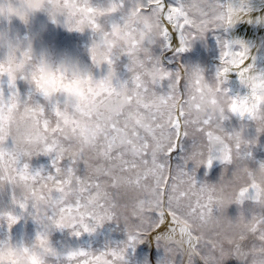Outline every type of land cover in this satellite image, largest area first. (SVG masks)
Instances as JSON below:
<instances>
[{
    "label": "clouds",
    "instance_id": "1",
    "mask_svg": "<svg viewBox=\"0 0 264 264\" xmlns=\"http://www.w3.org/2000/svg\"><path fill=\"white\" fill-rule=\"evenodd\" d=\"M182 4L183 10L192 15L197 22L195 38L190 32L186 33L187 38L183 46L187 50L192 48L195 40L203 39L211 30L232 29L240 22H254L251 15L254 10L251 0H225L224 3L220 0H197L196 8L193 7V0H182ZM138 5L140 0H135V3L127 9L125 0H99L95 4L93 0H0V82L6 84V87H0L2 90L0 111L3 116L4 132L10 146L17 153L31 152L34 154L31 158L38 156L35 153L51 157V159L55 157V154L49 156L42 151L48 142L42 120L54 115L52 109L58 108L63 115L75 116L82 122H95L99 118L101 123L107 124L115 119L116 111L109 112L105 105L100 103L104 94L102 81L110 71L113 75L110 81H104L106 86L121 91L119 85L125 81L129 82L128 92L121 91V102H124L125 95L131 94V77L134 73L129 71V68H135L151 86L152 78L158 74L153 66L154 61L150 63L147 60L145 50H150L153 57H157L153 52V46L157 45L155 41L160 34V28L157 26L156 16L152 14L148 6ZM9 7L12 11H9ZM200 11L206 15L202 17ZM37 14H43L48 22L60 25L69 32L90 31L93 37L88 49L91 62L97 69L106 66V72L97 76L78 58L65 52H53L46 48L38 51L32 39L27 36L21 37L11 31L9 25L13 19L28 26ZM116 14H120L119 20L113 19ZM22 16L24 19H21ZM217 16H222L223 19L217 21ZM259 19L264 22V16ZM147 25L151 27L147 28ZM141 32L143 35H140ZM26 51L29 52V56L24 55ZM93 54L98 63L93 62ZM109 57L112 59L111 64H108L106 60ZM121 57H126L125 67L131 73L129 79L124 81H121L117 75ZM221 58H223L222 63ZM255 59V54L246 42L240 40V43H237L236 39H231L227 47L223 45L219 47V67L226 68L227 72L220 76L215 73L214 80L209 81L204 74V69L199 65L179 68L186 87L181 88L182 95L169 100L164 111L179 114L182 109L184 115L180 117V124L183 128L186 121H189L186 125L189 131L188 138L195 141L198 148L201 145L210 147L217 155H227L230 151L232 156L230 165L234 167L222 190L220 182L201 183L197 181L196 175L195 186L191 182H186L182 186L181 190L187 195L180 198L178 212L180 217L188 223L178 222L168 226L175 231H168L167 228L164 231L149 233L146 238L151 237L156 241V236H159L163 247L172 250L162 259L165 264H181V262L189 264V257H192L194 262L196 259L200 260L199 256L194 254L195 241L189 243L191 237L187 231L182 233V228L191 226L197 234L203 232L206 236L218 235L227 250L229 248L227 239L246 231L244 226L249 224L253 217L258 220L264 219V167H262L264 160L256 161L255 167L248 162V159L252 157V149L258 145L259 135L264 133V67H257ZM233 74L243 92L233 93L228 87ZM10 84L15 87H10ZM19 84L25 85L28 92H31L30 101L16 94L15 89L19 88ZM158 89H160L159 83L155 90L167 92V88ZM37 96L41 98L42 103L33 102V98ZM25 104L28 107H35L37 104L43 106L45 113L41 114L38 108L34 112L26 113ZM136 111L135 103L130 105L125 103L126 117L129 114L134 115ZM231 117H237L242 123L238 129L233 128L229 131L225 127V122ZM206 118L210 120V127L207 130L213 134L211 143L207 136L196 131V125L190 123L192 120ZM121 119L123 122L124 118ZM247 122L255 126L256 136L248 135ZM128 123L131 126L134 121L129 119ZM165 131L167 132V128ZM184 138L181 137L182 141ZM236 144L240 145L239 150L235 148ZM82 147L81 142L75 138L71 143L65 144V160L68 153L77 152ZM193 151L192 147L191 151L185 155L180 170L191 173L193 169L196 170L201 165L206 166L205 163H198L202 160L201 156L196 155L193 158ZM245 153H251V155L240 158ZM206 156L207 153H205ZM9 160L6 154L0 161L5 169L0 174L7 176V169L15 166L10 164ZM161 160L167 163L168 158L162 155ZM190 163L193 166L191 169L188 167ZM177 166L172 164L174 174L177 172ZM164 171L167 173V168ZM185 180L188 181L187 176ZM153 182L150 177L149 184ZM6 185L11 194L15 191L18 198L26 192L23 182H0V190H3ZM204 185L217 186L216 192L213 193L217 199L213 203V214L210 217L206 216L202 221L198 214L195 216L191 214V207L197 199L206 200L209 193L200 191ZM243 188H248V191L240 197L242 203L239 205L250 202L251 215H243V221H238V218L232 219L226 214L228 206L235 204L227 202L238 195ZM139 192L141 198H151L149 191L141 188ZM41 208L42 211L59 214V205L53 200L42 202ZM6 211L9 210L0 212ZM89 211V209L84 210L86 222ZM106 222L108 221L104 224ZM3 223L7 225L6 218ZM262 232H264V224H260L256 232H247V239L242 242L240 253L232 252L226 260L235 259L239 264H264V240L260 239ZM6 235L3 238L6 239ZM48 240L51 242L50 235ZM33 242L36 243V247L28 252L17 249V241L13 239L10 243H6L0 252L4 264H8V261L13 259L19 264H55V258L45 253L39 241H35V237L30 243L25 244L30 245ZM51 245L53 246L52 242ZM201 246L203 247L202 241ZM122 247H124L123 244L115 248ZM177 256L180 257L179 260Z\"/></svg>",
    "mask_w": 264,
    "mask_h": 264
},
{
    "label": "snow or ice",
    "instance_id": "2",
    "mask_svg": "<svg viewBox=\"0 0 264 264\" xmlns=\"http://www.w3.org/2000/svg\"><path fill=\"white\" fill-rule=\"evenodd\" d=\"M144 4L156 16L157 26L160 28V34L155 43L161 49L174 48L177 52L186 51L187 49L183 46L187 38L186 33L190 32L195 38L197 22L192 15L183 10L182 0H176L175 6L167 3L166 0H140V5ZM193 7H197V0H193ZM9 11H12L11 7ZM200 15L203 17L206 13L200 11ZM21 19L24 17L22 16ZM222 19V16L216 17L217 21ZM223 30L227 32L229 29ZM140 35L143 33L141 32ZM236 42L240 43V40L236 39ZM217 43L218 47L222 45L227 47L230 40L218 37ZM145 51L147 60L150 63L154 61L153 66L158 74L152 78L151 86L135 68H129V71L134 73L131 77V94L125 95L124 102H121V91L128 92L129 82L125 81L119 85L121 91L106 86L104 81L111 80L113 75L111 71L102 81L104 94L100 103L105 105L107 111H116V118L111 122L104 124L99 118L95 122H82L75 116L63 115L58 108L52 109L54 115L42 120L43 130L48 137V142L42 151L49 156L55 154L52 159L54 171L33 169L28 161L34 154L31 152L20 154L10 146L4 132L3 116L0 111V161L7 154L10 158L9 163L15 165L7 169V176L0 174V182L20 181L26 188L25 194L19 198L15 191L11 194V204L14 206L12 210L0 212V222L3 223L5 218L8 221L6 239L0 238V252L6 243L11 242V229L25 213L40 226L35 234V241H39L46 254L55 258V264H127L128 249H135L137 244L143 243L149 233L160 232L166 222L169 226L178 222L188 223L179 215V201L187 195L181 190L186 182H191L195 186L196 170L193 169L189 173L180 170V166H177V172L174 174L171 158L176 149L182 146L181 137L189 136L186 126L189 121H186L185 127L182 128L180 124V117L184 115L182 109L179 114L164 111L169 100L182 95L181 88L186 86L183 84L179 70L175 72L166 70L159 56L154 58L150 50ZM24 55L29 56V52L26 51ZM92 60L98 63L94 54ZM106 60L108 64L112 63L110 57ZM222 62L223 58H221ZM141 67H143L142 62ZM225 72H227L226 68L218 67L216 74L220 76ZM165 81H167L166 93L155 90L158 83L159 88L163 89ZM9 86L15 87L11 84ZM15 90L17 95L22 99L25 98L19 88ZM27 100H31V92H28ZM125 103L137 105L134 115L125 116ZM37 108L41 114L45 113V108L38 104L35 107H28L25 104L24 111L30 113ZM129 119L134 121L131 126L128 123ZM190 123L196 125V131L207 136L211 143L213 134L207 130L210 127L209 119L192 120ZM74 138L78 139L83 147L77 152L68 153L65 160L64 145L71 143ZM216 139L219 138L216 137ZM192 147L193 158L196 155L202 157L198 163H205L208 168H211L213 162L219 160L225 165L224 173L220 178L222 190L229 176L227 166L232 163L231 152L229 151L227 155H217L210 147L201 145L198 148L195 141ZM239 147V144L235 145L237 150ZM205 153H207L206 157ZM162 155L167 156V163L161 160ZM250 155L251 153H245L240 158ZM81 164L84 166L83 174L80 173ZM165 168L167 173L164 171ZM4 170L3 165L0 164V172ZM186 176L188 181L185 180ZM150 177L154 181L151 184H149ZM141 188L149 191L151 198H141L139 192ZM216 190V185L201 187V192L207 191L209 194L206 200L195 201L191 207L193 216L198 214L204 221L206 216L210 217L213 214V203L217 199L213 193ZM247 191L248 188L241 189L238 195L227 203L241 204L240 197H243ZM47 200H53L59 205V214L42 211L41 204ZM16 207L20 210L19 214L15 212ZM85 209L90 210L87 222ZM243 219V215L238 217V221ZM121 220L124 222L127 236L126 241L122 243L124 245L122 248L109 247L96 253L84 249L61 252L48 240L53 229H69L73 236L80 237L83 233L95 232L105 221L120 222ZM260 224H264V219L258 220L253 217L252 221L244 226L246 231L227 239L229 245L227 250L218 235L206 236L203 232L197 234L191 226L182 228L181 232L189 233L191 237L189 243L195 241L194 254L199 256L202 264H224L226 257L232 252L240 253L242 242L247 239L246 233L256 232ZM168 231H175V229L168 227ZM260 239L264 240V232L261 233ZM159 240L160 237L156 236V241L159 242ZM35 247V242L26 245L23 241H19L16 244V248L23 252H28ZM165 250L167 254L172 251L167 248ZM0 264H4L2 255H0ZM8 264H19V262L13 259L8 261ZM159 264H165V261L161 260ZM189 264H195L192 257H189Z\"/></svg>",
    "mask_w": 264,
    "mask_h": 264
},
{
    "label": "rangeland",
    "instance_id": "3",
    "mask_svg": "<svg viewBox=\"0 0 264 264\" xmlns=\"http://www.w3.org/2000/svg\"><path fill=\"white\" fill-rule=\"evenodd\" d=\"M168 3L170 0H166ZM99 0H93V3H98ZM224 3V0H220ZM135 0H125V8L130 7ZM119 15L116 14L113 19L119 20ZM11 31L14 34H18L21 37H29L33 40L34 47L39 51L42 48H46L53 52H65L76 58H78L85 67L91 69V71L97 75H103L106 72V66H102L100 69L95 68L92 64L89 54V47L91 44L92 34L86 30L84 33L69 32L60 25H53L47 21V18L43 14H37L36 17L30 22L28 26H25L17 19H13L11 25H9ZM225 39L223 29H216L209 31L203 39L195 40L190 50L184 52H177L175 49H161L158 45L153 46V52L161 59L162 66L170 71H178L181 66L199 65L204 69V74L209 81L215 78L216 64L219 66V47L217 38ZM218 60V61H216ZM127 63L126 57H121L119 62L117 75L121 81L129 79L131 73H129L125 67ZM257 67H264V57L255 61ZM0 87H6V84L0 82ZM167 88V81L164 82V88ZM19 89L23 97L27 98L28 89L25 85L19 84ZM158 89V90H163ZM33 102H40V97H34ZM241 121L235 117L225 122L227 130L231 131L233 128H239ZM249 124L248 135L250 137L256 136L255 126L251 122ZM194 141L185 137L182 141V146L179 147L171 158L173 165L182 166L185 155L191 151ZM10 144V142H9ZM264 160V133L259 135L258 145L252 149V157L248 159L249 164L252 167L256 166V161ZM30 166L33 169H43L45 171H54L52 168L51 157L38 155L31 158ZM66 163V162H65ZM189 169L193 166L191 163L188 165ZM233 165H228V175H231ZM225 165L220 164L213 170L208 171L207 167L201 165L196 169V179L201 183L217 184L220 182L221 175L224 173ZM84 166L80 165V173L83 174ZM14 206L11 204V192L6 185L3 190H0V211L12 210ZM17 214L20 213L18 207L15 208ZM226 214L236 219L240 215H251V203L245 202L244 205L232 204L228 206ZM39 225L26 213L11 229V236L14 241H23L24 243H30L36 232L39 230ZM7 225L0 222V238H3L7 234ZM50 239L53 246L61 252L68 250L84 249L91 250L94 253L106 250L107 248H115L124 241L127 236L125 232V226L123 222L109 221L97 228L95 232L83 233L80 237H75L71 234L70 230L53 229L50 233ZM149 239H146L143 243L137 244L135 249L129 248L126 255L127 264H159V262L167 255L162 242L155 241L153 246L148 245ZM147 244V245H146ZM180 257L177 256V260ZM195 264H202L199 259L195 260ZM224 264H239L235 259H227Z\"/></svg>",
    "mask_w": 264,
    "mask_h": 264
},
{
    "label": "bare ground",
    "instance_id": "4",
    "mask_svg": "<svg viewBox=\"0 0 264 264\" xmlns=\"http://www.w3.org/2000/svg\"><path fill=\"white\" fill-rule=\"evenodd\" d=\"M169 4L175 6L176 0H170ZM251 6L254 9L251 14L254 22L251 23L240 22L237 25H235L232 29H229L227 32L224 31V34H225V39L228 40L240 39L246 42L249 45L251 51L255 54L256 57L255 61H256L264 57V22H262L259 19L261 16H264V0H251ZM214 67L216 73L219 66L215 64ZM228 87L231 89L233 93H235L236 91L243 92V89H241L238 85V81L236 79L235 74L232 75V79L228 83ZM220 164H222L220 161L218 160L214 161L213 166L211 168L207 167V169L208 171H211ZM168 226L169 225L166 222L165 225L160 229V231L166 230ZM154 242L155 240H152L151 237H149L148 245L150 247L153 246Z\"/></svg>",
    "mask_w": 264,
    "mask_h": 264
}]
</instances>
